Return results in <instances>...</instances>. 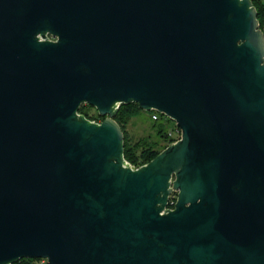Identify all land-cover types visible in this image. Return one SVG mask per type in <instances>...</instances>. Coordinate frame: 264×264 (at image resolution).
<instances>
[{"label":"water","instance_id":"obj_1","mask_svg":"<svg viewBox=\"0 0 264 264\" xmlns=\"http://www.w3.org/2000/svg\"><path fill=\"white\" fill-rule=\"evenodd\" d=\"M130 103L180 131L140 166L114 119ZM23 258L264 264L252 0H0V264Z\"/></svg>","mask_w":264,"mask_h":264},{"label":"trees","instance_id":"obj_2","mask_svg":"<svg viewBox=\"0 0 264 264\" xmlns=\"http://www.w3.org/2000/svg\"><path fill=\"white\" fill-rule=\"evenodd\" d=\"M257 10V19L259 26L264 32V4L260 0H252ZM141 109L136 103L121 104L114 119L120 125L124 135V157L127 161L140 166L152 158H154L168 143L176 140L179 136H171L170 131L165 130V122L168 118L162 114L157 113V119L150 121V128L154 131V139H150L149 135L146 137L133 140L127 131V122L131 116H136ZM151 112L150 115L153 113ZM176 199V193H173L169 199V207L173 206ZM35 259L23 258L12 264H32Z\"/></svg>","mask_w":264,"mask_h":264},{"label":"rangeland","instance_id":"obj_3","mask_svg":"<svg viewBox=\"0 0 264 264\" xmlns=\"http://www.w3.org/2000/svg\"><path fill=\"white\" fill-rule=\"evenodd\" d=\"M260 1L264 4V0H260ZM82 109L89 116L98 115L95 109L91 106L85 105L83 106ZM153 111L140 110L136 116H131V118H129L126 128H127L129 135L133 138V140H138L139 138L146 137L147 135H149L150 139H154L155 133L150 128V121H151L150 113ZM176 128L178 127L176 126L174 121H172L169 118L168 120L166 119L165 130L172 131V136H175V137L180 136L179 131H178L179 133L175 132ZM32 264H38V263L34 261Z\"/></svg>","mask_w":264,"mask_h":264},{"label":"flooded vegetation","instance_id":"obj_4","mask_svg":"<svg viewBox=\"0 0 264 264\" xmlns=\"http://www.w3.org/2000/svg\"><path fill=\"white\" fill-rule=\"evenodd\" d=\"M85 105H88V104H81L80 106H79V108H78V112H80L81 114H83L86 118H88V119H92V120H95V121H98V122H100V121H102L106 116H101V115H99L98 114V112L96 111V109L93 107V106H91V105H88V106H91V107H93L94 109H95V111H96V113L99 115H95V116H89L87 113H85L84 111H83V106H85Z\"/></svg>","mask_w":264,"mask_h":264},{"label":"built area","instance_id":"obj_5","mask_svg":"<svg viewBox=\"0 0 264 264\" xmlns=\"http://www.w3.org/2000/svg\"><path fill=\"white\" fill-rule=\"evenodd\" d=\"M151 119H153V120L157 119V114H156L155 112H153V113L151 114ZM178 131H179V129L176 128L175 132H178ZM179 132H180V131H179ZM179 132H178V133H179ZM169 134L172 136V131H170ZM35 261H36L38 264H48L46 258H38V259H35Z\"/></svg>","mask_w":264,"mask_h":264}]
</instances>
